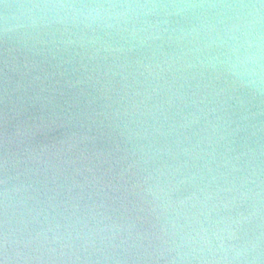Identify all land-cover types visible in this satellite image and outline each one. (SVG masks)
<instances>
[{
  "label": "water",
  "instance_id": "1",
  "mask_svg": "<svg viewBox=\"0 0 264 264\" xmlns=\"http://www.w3.org/2000/svg\"><path fill=\"white\" fill-rule=\"evenodd\" d=\"M0 264H264V0H0Z\"/></svg>",
  "mask_w": 264,
  "mask_h": 264
}]
</instances>
